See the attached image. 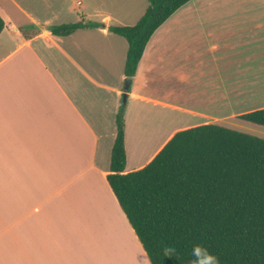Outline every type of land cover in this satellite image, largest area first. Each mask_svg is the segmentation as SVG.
Returning a JSON list of instances; mask_svg holds the SVG:
<instances>
[{
  "label": "crops",
  "instance_id": "obj_1",
  "mask_svg": "<svg viewBox=\"0 0 264 264\" xmlns=\"http://www.w3.org/2000/svg\"><path fill=\"white\" fill-rule=\"evenodd\" d=\"M219 1L191 0L159 26L126 91L128 42L109 28L135 25L144 0H0V264H150L106 180L116 115L123 105L128 173L178 131L264 108V0ZM143 110L163 116L142 128Z\"/></svg>",
  "mask_w": 264,
  "mask_h": 264
},
{
  "label": "trees",
  "instance_id": "obj_2",
  "mask_svg": "<svg viewBox=\"0 0 264 264\" xmlns=\"http://www.w3.org/2000/svg\"><path fill=\"white\" fill-rule=\"evenodd\" d=\"M189 1L147 0L135 25L109 28L128 42L125 77H134L154 31ZM3 26L0 18V33ZM84 26L50 32L67 36ZM240 119L264 127V108ZM126 163L121 106L106 180L150 264H194L195 245L215 264H264V138L203 125L176 132L139 170L126 173Z\"/></svg>",
  "mask_w": 264,
  "mask_h": 264
},
{
  "label": "rangeland",
  "instance_id": "obj_3",
  "mask_svg": "<svg viewBox=\"0 0 264 264\" xmlns=\"http://www.w3.org/2000/svg\"><path fill=\"white\" fill-rule=\"evenodd\" d=\"M144 1H145V4H146L145 6L147 7L148 6V2L146 0H144ZM247 3L248 2L247 1H244V0H225V1H219V4L222 7H238V6H241V5H245ZM143 13L144 12L142 11V15H143ZM127 26H133V25H127ZM124 86H125V82H124ZM122 104H124L123 96H122ZM146 113H147V111H145V110H143V111H141L139 113V115L141 114V117L139 118V120H137V123H138L137 126L143 128L144 125H145V123H147V122H149L150 125L152 123H154V126H156L157 125L156 124L157 123V120L158 119L161 120V118L163 116V114H162V116H159V114H157V116H155V120L152 121V118H153L154 114L153 113H148V115H146ZM146 120H149V121L146 122ZM139 127H138V129H139ZM230 128L235 129V130H238V131H241V132L253 134V135H256V136L261 137V138H264V127L256 126L254 124H251V123L246 122V121H243V120H239L237 122H233V124H232V126ZM166 132H167V128L165 130L162 129V131H160V133L162 135H164ZM131 145H133V149H134V155H133L134 158H135V150L136 149L138 150L139 147H140L142 149V152H143V154L141 156H143L144 153L147 152L148 149H150V146H151V145H147L145 143H142V145L141 144L140 145L139 144H131ZM143 146H145V149H144ZM129 148H131V147H129ZM130 150L131 149H129V151ZM136 160L138 161L140 159H136ZM130 166H131V163H130ZM102 221L104 223H106V224H113V225L116 226L117 229L121 230V225L118 222V219H116V218H111V217H108V218L105 217V218H103L102 217ZM28 227H31V226H26V229H28ZM122 240L120 238H118V236H117V238L114 239V243L117 244V245L114 244L116 246V250L118 249L121 252V255H133V252L132 251L134 249H132L130 246H128L130 244L125 239H124V241H122ZM124 258L125 259H123V261L125 262V264H132L128 260H126V257L125 256H124Z\"/></svg>",
  "mask_w": 264,
  "mask_h": 264
},
{
  "label": "clouds",
  "instance_id": "obj_4",
  "mask_svg": "<svg viewBox=\"0 0 264 264\" xmlns=\"http://www.w3.org/2000/svg\"><path fill=\"white\" fill-rule=\"evenodd\" d=\"M193 255L196 256V260L194 264H203L204 258H210L209 264H215V257H212L210 253H208L207 249L203 248L200 245H195L193 248Z\"/></svg>",
  "mask_w": 264,
  "mask_h": 264
},
{
  "label": "water",
  "instance_id": "obj_5",
  "mask_svg": "<svg viewBox=\"0 0 264 264\" xmlns=\"http://www.w3.org/2000/svg\"><path fill=\"white\" fill-rule=\"evenodd\" d=\"M131 78L130 77H126L125 78V86L124 89L127 91L129 89L130 83H131ZM123 100L124 102L126 101V94L123 95Z\"/></svg>",
  "mask_w": 264,
  "mask_h": 264
},
{
  "label": "bare ground",
  "instance_id": "obj_6",
  "mask_svg": "<svg viewBox=\"0 0 264 264\" xmlns=\"http://www.w3.org/2000/svg\"><path fill=\"white\" fill-rule=\"evenodd\" d=\"M144 147V146H143Z\"/></svg>",
  "mask_w": 264,
  "mask_h": 264
}]
</instances>
